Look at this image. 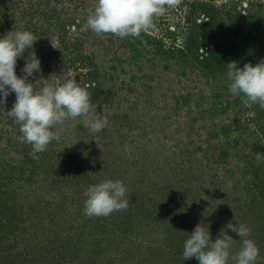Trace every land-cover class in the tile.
Returning <instances> with one entry per match:
<instances>
[{
	"label": "rangeland",
	"instance_id": "1",
	"mask_svg": "<svg viewBox=\"0 0 264 264\" xmlns=\"http://www.w3.org/2000/svg\"><path fill=\"white\" fill-rule=\"evenodd\" d=\"M187 1L163 0L148 30L120 38L88 28L96 0H0V36L37 38L34 89L67 78L93 86L89 117L108 121L99 133L82 118L56 126L42 159L50 173L34 183L6 187L0 166V195L15 190L0 201V264H198L182 257L189 234L200 223L213 239L224 229L235 251L229 222L250 227L264 264V108L231 94L227 79L228 62L264 60V0H194L219 11L195 30ZM0 119V165L20 168L21 136ZM105 179L125 183L128 207L88 217L84 192Z\"/></svg>",
	"mask_w": 264,
	"mask_h": 264
},
{
	"label": "clouds",
	"instance_id": "2",
	"mask_svg": "<svg viewBox=\"0 0 264 264\" xmlns=\"http://www.w3.org/2000/svg\"><path fill=\"white\" fill-rule=\"evenodd\" d=\"M163 0H96L94 12L86 23L98 35L113 34L120 38L139 36L148 30L153 18L159 15ZM171 3V0H169ZM37 38L29 30L10 31L0 36V102L14 93L15 102L8 114L19 125L21 140L31 145L33 152L46 150L59 136L54 130L68 120L82 118L85 127L99 133L107 126V118H90V94L85 87L67 78L59 86L44 83L34 89L29 78L41 71V59L34 44ZM27 52V55L25 53ZM23 58V75H17L16 66ZM228 90L242 96L247 102L264 108V60L241 68L237 61L227 63ZM128 188L121 180L105 179L90 185L84 192V214L88 217H107L128 207ZM226 228L239 236L240 247L233 250L236 241L222 229L213 239L208 224H197L184 241L183 260L195 258L198 264H257L259 249L250 238L251 229L243 223H231Z\"/></svg>",
	"mask_w": 264,
	"mask_h": 264
},
{
	"label": "trees",
	"instance_id": "3",
	"mask_svg": "<svg viewBox=\"0 0 264 264\" xmlns=\"http://www.w3.org/2000/svg\"><path fill=\"white\" fill-rule=\"evenodd\" d=\"M187 8H188V11L185 12L184 16H185L187 21L191 22L190 24L192 25L194 30L196 27H198L200 29V27L203 25L210 26L211 24H213L215 22V20H217L219 18V11L214 9V7L211 6V4H207L206 2L199 3V2H196L194 0H189V1H187ZM197 13L203 14V18L205 19L204 22L201 19L199 20V18L194 17ZM249 13H253V11L251 10V11H249ZM189 33L190 32H184L185 38H187L190 35ZM185 47L188 49V47H190V44L186 42ZM183 51H184V49H183ZM180 52H182V50H180ZM89 82L92 83V78H89ZM92 87L91 86L87 87L88 88L87 91L90 94V101L91 102L97 97V94H98L96 91V88H92ZM95 93H96V95L94 97ZM92 97H94V99ZM15 99L16 98H11V102H12L11 107L10 108L7 107L4 110H3V108L5 106V103H3V102L1 103L0 117L4 115V118H5L4 123H6V125L9 127V130L12 133H13V131H15V133L17 135H19V138H20V136L22 134L19 131V125L17 123H15L14 119L8 114V111L11 110V108L13 107ZM1 136H2V134H0V137ZM13 145H14L13 148L16 147L15 149H19V153L21 155L22 165H20V168H17L16 166H14V164L8 165V163H6L7 161L3 162L0 165L1 166V173L2 172L5 173L6 185H7L6 187H9L11 182H14V184H16V182L19 183L21 181H25L27 183H34V178L38 177V174H40V172H42L44 175L50 173L47 171L46 167H44V165L42 164V161L44 159H46V157L48 156V155H46L47 154L46 150L43 152H40V153L33 152V154H29L28 149H29V147H31V145H29L25 142H22V140H19L18 142H14ZM39 163H41V164H39ZM38 164L40 165L39 169L41 168V166L44 167L45 169L44 170L41 169L42 171L37 172ZM17 170H18V173H17ZM71 172H73L71 174L72 176H74V177L79 176L78 170H72ZM64 174L65 173H63L61 177H63ZM12 189H13V187L9 190L6 189L5 190L6 192L2 193V194L3 195L8 194V192L11 191ZM14 192H15V190L11 191V193H14ZM2 194L0 195V201L2 198ZM2 213H3V209H2Z\"/></svg>",
	"mask_w": 264,
	"mask_h": 264
}]
</instances>
